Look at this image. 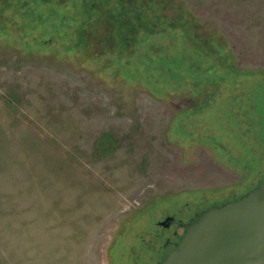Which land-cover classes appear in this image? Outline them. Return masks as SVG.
Masks as SVG:
<instances>
[{
	"label": "rangeland",
	"instance_id": "374dc122",
	"mask_svg": "<svg viewBox=\"0 0 264 264\" xmlns=\"http://www.w3.org/2000/svg\"><path fill=\"white\" fill-rule=\"evenodd\" d=\"M260 86L264 0H0V264H113L259 183Z\"/></svg>",
	"mask_w": 264,
	"mask_h": 264
},
{
	"label": "water",
	"instance_id": "95a60500",
	"mask_svg": "<svg viewBox=\"0 0 264 264\" xmlns=\"http://www.w3.org/2000/svg\"><path fill=\"white\" fill-rule=\"evenodd\" d=\"M161 264H264V179L198 214Z\"/></svg>",
	"mask_w": 264,
	"mask_h": 264
},
{
	"label": "flooded vegetation",
	"instance_id": "af4514ba",
	"mask_svg": "<svg viewBox=\"0 0 264 264\" xmlns=\"http://www.w3.org/2000/svg\"><path fill=\"white\" fill-rule=\"evenodd\" d=\"M208 208L210 207L200 203L199 207L198 204L197 207L196 204L187 205L166 214L157 223V228L140 230L136 234L134 242L129 244V252L126 251L127 247L122 246L119 250L121 257H117L113 264H161L168 253L175 250L179 244L185 232V225L193 222L198 214Z\"/></svg>",
	"mask_w": 264,
	"mask_h": 264
},
{
	"label": "trees",
	"instance_id": "16d2710c",
	"mask_svg": "<svg viewBox=\"0 0 264 264\" xmlns=\"http://www.w3.org/2000/svg\"><path fill=\"white\" fill-rule=\"evenodd\" d=\"M260 87L264 88V86H260ZM253 88H254V90H255V89H256V86H254ZM258 88H259V87H258ZM256 108H257V105H254V115H255V119L257 118V115H256V114H258V111L255 110ZM255 123H256L257 127H259L258 122H257V119H256ZM262 130H263V132H264V123H262ZM263 179H264V176L262 177V180H263ZM262 180H261V181H262ZM261 181H259V183H260ZM259 183H257L256 185H254L253 187H251L250 189H248V190L245 191L244 193H246V192H248V191L254 189ZM244 193H242V194L239 195L238 197H232V198H230L229 200H226L225 202H228V201H230V200H232V199H234V198H239V197L242 196ZM225 202H222V203H220L219 205H221V204H223V203H225ZM209 206H210V205H209ZM209 206H206V207H209ZM212 206H213V205H212ZM210 207H211V206H210Z\"/></svg>",
	"mask_w": 264,
	"mask_h": 264
}]
</instances>
